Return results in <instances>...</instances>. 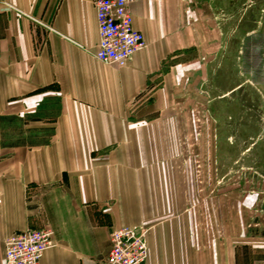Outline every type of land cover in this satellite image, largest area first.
<instances>
[{"label":"crops","instance_id":"obj_1","mask_svg":"<svg viewBox=\"0 0 264 264\" xmlns=\"http://www.w3.org/2000/svg\"><path fill=\"white\" fill-rule=\"evenodd\" d=\"M206 1L133 2L146 46L117 67L95 57L94 0H0V264L7 236L42 226L53 245L38 264H104L111 229L156 216L160 151L141 144L154 120L131 117L153 107L134 102L162 93L167 55L195 40L186 24L211 21ZM170 232L147 228L143 264H234Z\"/></svg>","mask_w":264,"mask_h":264},{"label":"rangeland","instance_id":"obj_2","mask_svg":"<svg viewBox=\"0 0 264 264\" xmlns=\"http://www.w3.org/2000/svg\"><path fill=\"white\" fill-rule=\"evenodd\" d=\"M206 3L211 21L186 24L195 40L167 55L162 93L134 102L153 107L131 117L154 120L152 140L141 144L160 151L151 163L163 182L156 216L134 226H164L175 241L182 229L202 253L217 246L234 264H264V74L245 56L263 27L264 0Z\"/></svg>","mask_w":264,"mask_h":264},{"label":"built area","instance_id":"obj_3","mask_svg":"<svg viewBox=\"0 0 264 264\" xmlns=\"http://www.w3.org/2000/svg\"><path fill=\"white\" fill-rule=\"evenodd\" d=\"M136 0H94L97 25L95 57L104 64L123 67L145 46L142 33L133 27L131 4ZM48 226L25 228L4 240L3 264H38L42 252L52 244ZM110 247L104 264H143L147 256L142 227L111 229Z\"/></svg>","mask_w":264,"mask_h":264},{"label":"water","instance_id":"obj_4","mask_svg":"<svg viewBox=\"0 0 264 264\" xmlns=\"http://www.w3.org/2000/svg\"><path fill=\"white\" fill-rule=\"evenodd\" d=\"M260 48L261 43L260 41H256L249 44L248 50L246 52V61L250 65L253 63L255 66V72L258 74L259 69L261 68V56H260Z\"/></svg>","mask_w":264,"mask_h":264},{"label":"flooded vegetation","instance_id":"obj_5","mask_svg":"<svg viewBox=\"0 0 264 264\" xmlns=\"http://www.w3.org/2000/svg\"><path fill=\"white\" fill-rule=\"evenodd\" d=\"M256 41H260V43H261V48H260V52H259L260 56H261V68L259 69V73H258V75L261 76V74H264V20H263V27L257 33V35L253 36L252 39H249L247 41V50H248L249 44L253 43V42H256ZM247 50H246V52H247ZM250 67L253 69L254 73L257 74L255 72L256 70H255V66H253V63L250 64Z\"/></svg>","mask_w":264,"mask_h":264},{"label":"bare ground","instance_id":"obj_6","mask_svg":"<svg viewBox=\"0 0 264 264\" xmlns=\"http://www.w3.org/2000/svg\"><path fill=\"white\" fill-rule=\"evenodd\" d=\"M145 46H146V43H145ZM145 46H144V47H145ZM144 47H143V48H144ZM143 48H142V49H143ZM140 50H141V49H140ZM138 51H139V50H138ZM136 52H137V51H136ZM136 52H135V53H136ZM109 235H110V233H109ZM145 244H146V248H147L146 240H145ZM52 245H53V240H52V244H51L49 247H51ZM49 247H48V248H49ZM45 250H46V249H45ZM45 250H44V251H45ZM44 251H43V252H44ZM43 252H42V254H43ZM42 254H41V256H42ZM39 260H40V259H39ZM2 264H3V262H2Z\"/></svg>","mask_w":264,"mask_h":264}]
</instances>
